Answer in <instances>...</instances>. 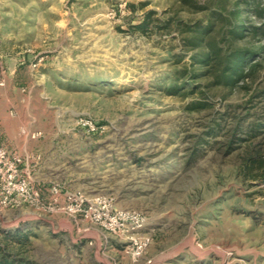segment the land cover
I'll use <instances>...</instances> for the list:
<instances>
[{
	"label": "rangeland",
	"instance_id": "rangeland-1",
	"mask_svg": "<svg viewBox=\"0 0 264 264\" xmlns=\"http://www.w3.org/2000/svg\"><path fill=\"white\" fill-rule=\"evenodd\" d=\"M212 46L253 52L233 86L201 63ZM0 139L35 159V185L142 213L152 264H264V0H0ZM77 228L0 212V248L32 264H131L117 239L112 258Z\"/></svg>",
	"mask_w": 264,
	"mask_h": 264
},
{
	"label": "built area",
	"instance_id": "built-area-1",
	"mask_svg": "<svg viewBox=\"0 0 264 264\" xmlns=\"http://www.w3.org/2000/svg\"><path fill=\"white\" fill-rule=\"evenodd\" d=\"M77 124L91 133L99 129L85 118H79ZM39 136L36 134L33 138ZM34 160L9 150L0 139V212L33 208L65 215L76 223L78 233H95L103 249H108L110 238H115L123 244L122 255L131 264H152L151 259L145 258L152 241L143 233L146 218L142 213L118 208L111 194L90 197L82 190L63 189L58 183H51L48 188L35 185L30 165ZM44 191L50 194L47 203L42 198Z\"/></svg>",
	"mask_w": 264,
	"mask_h": 264
},
{
	"label": "trees",
	"instance_id": "trees-1",
	"mask_svg": "<svg viewBox=\"0 0 264 264\" xmlns=\"http://www.w3.org/2000/svg\"><path fill=\"white\" fill-rule=\"evenodd\" d=\"M149 19V16L147 17L146 20H143L141 24H139L137 27L139 28H145L147 25V21ZM258 29V28H256ZM241 31L239 28L231 29V35L233 39L239 35ZM219 50L212 46L210 48V51L207 54H204L201 57V63H206L209 64L210 61L212 60H217L218 64L220 63V79L225 83V85L228 86H233L236 81H238L244 74L243 70L245 66L248 64V61L253 54V52L246 51V50H241L235 46H233L230 51L225 54L224 56L219 55ZM259 157L260 155L257 154ZM251 156L248 158L249 162L255 163L254 158L257 157ZM260 163L262 164L263 167H261L264 170V160H260ZM16 236H13L9 240L13 241L14 243H18L21 247L27 246L28 244V236L20 234L17 232ZM30 260H25L21 256H10L9 254H6L3 250V248H0V264H32Z\"/></svg>",
	"mask_w": 264,
	"mask_h": 264
},
{
	"label": "crops",
	"instance_id": "crops-1",
	"mask_svg": "<svg viewBox=\"0 0 264 264\" xmlns=\"http://www.w3.org/2000/svg\"><path fill=\"white\" fill-rule=\"evenodd\" d=\"M110 241H109V243H108V252H109V254H110V256L113 258V257H115L116 255H118L117 253V250L113 247V246H110ZM110 246V247H109ZM87 247V246H86ZM120 253V252H119ZM121 255H122V253H120ZM122 257H123V255H122ZM126 260L128 261V259L126 258Z\"/></svg>",
	"mask_w": 264,
	"mask_h": 264
}]
</instances>
